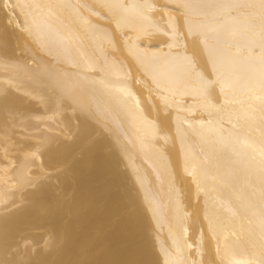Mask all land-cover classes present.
Returning <instances> with one entry per match:
<instances>
[{
  "label": "bare ground",
  "instance_id": "6f19581e",
  "mask_svg": "<svg viewBox=\"0 0 264 264\" xmlns=\"http://www.w3.org/2000/svg\"><path fill=\"white\" fill-rule=\"evenodd\" d=\"M0 264H264V0H0Z\"/></svg>",
  "mask_w": 264,
  "mask_h": 264
}]
</instances>
